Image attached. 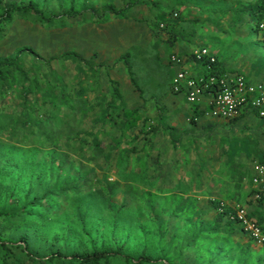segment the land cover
Here are the masks:
<instances>
[{
    "label": "trees",
    "instance_id": "1",
    "mask_svg": "<svg viewBox=\"0 0 264 264\" xmlns=\"http://www.w3.org/2000/svg\"><path fill=\"white\" fill-rule=\"evenodd\" d=\"M44 1L50 2V0L26 2L0 0V37L14 20L25 18L40 24L41 29L45 30L81 24L80 30L74 36V40L81 42L71 45L70 41L69 49L61 51L58 56L52 55L47 58L30 47H18L0 55V143L7 145L8 149L21 152L29 151L30 145L34 143L40 144L39 146L52 145L53 149L45 151L50 159L55 149L68 148L81 153L89 145L101 147L99 154L108 163L120 154L126 158L127 166L132 164L131 157H135L138 161L143 156L148 157L149 135L155 132L157 124L153 123L149 113L144 110L143 101L140 102L142 90L134 81L128 60L129 54L123 52L115 59L98 61L95 51L87 53L86 48L92 40L91 32L95 31L99 24L114 19H128L130 8L141 4L150 7L156 5L155 1L96 0L92 3L85 0H69L62 10L59 8L62 5L61 1H57L56 9L53 7L46 9ZM263 7L264 0H258L253 4L249 17L252 25L264 15ZM45 10L48 12L46 16ZM168 13L172 14L171 9H161L148 19L147 23L156 29L159 24L167 27L174 23L167 18ZM81 29L87 32L83 33ZM173 35V33L169 35L168 44L173 42ZM60 60L75 65L79 74L84 70L83 67L85 68V87L80 85L79 80L73 83L66 81L59 72L55 74L56 80H52V70ZM220 68L221 65L215 58L214 73H223ZM120 79L125 81L127 88L124 89ZM104 88L107 91L102 95L101 91ZM87 90L89 101H86V105H89L88 111H93L95 114L92 117L94 128L90 130L74 128L68 135L62 127L68 122L73 100L84 97ZM133 94L138 99H133ZM84 110L85 108H82L79 117L85 118L83 112L88 111ZM105 125H110L106 128L111 130L109 134L112 137L104 134ZM47 128L51 129V133H44ZM37 163L31 159L32 171ZM16 167V163L9 166L8 161L3 163L4 170L0 167V264H172L169 261L152 260L147 255H143V251L134 258L125 253L124 240L114 239L112 235L109 236L111 239L109 245H105L102 238L95 241L96 236H92L85 228L82 217L77 219L82 233L88 240L87 247H83L81 243L67 246L66 238L63 241L55 234L47 237L31 228L34 220L45 222L43 220L49 215V211H53L52 215H49L51 218L58 216L57 212L60 210L58 201L61 202L65 198L66 192L89 187L96 188V191L104 189L110 194L108 192L110 187L104 184L103 173H100L97 180H92L90 179L92 175L89 176L91 169H87L81 170L85 175L84 182L63 187L64 178H59L56 173L51 183L38 184L37 192L30 195L31 190L28 188L19 196L15 193L14 187L15 180L18 179L14 178ZM6 170L11 171L8 182L4 179ZM36 179H42L41 173L35 175ZM48 179L51 180V177ZM77 179L75 173L70 177L71 181ZM221 203L218 200L209 201L214 214L211 223L205 226L204 220L202 224L197 225L195 235L193 234L195 238L192 235V239L197 240L199 233L207 236L230 234L234 230L235 221L227 217L233 209L230 205ZM220 205L222 209L217 211ZM191 212L196 219L200 218L199 212ZM222 221L224 224L219 225ZM254 221L264 225L263 217ZM193 242L192 240L191 243ZM219 250L220 246H217L213 251ZM207 260L203 261L198 254H194L190 261L184 260L182 264H207Z\"/></svg>",
    "mask_w": 264,
    "mask_h": 264
},
{
    "label": "rangeland",
    "instance_id": "2",
    "mask_svg": "<svg viewBox=\"0 0 264 264\" xmlns=\"http://www.w3.org/2000/svg\"><path fill=\"white\" fill-rule=\"evenodd\" d=\"M14 1L26 2L27 0ZM57 1H61L62 5L59 8L62 10L69 0H50V2L44 1L43 4L46 9L48 7L56 9ZM85 1L96 2V0ZM153 1L156 5L150 7L145 4L136 5L128 12L130 19L134 20L132 22H137L136 24L140 26L141 45L131 47L127 53L129 54L128 60L134 81L139 88L140 86L143 88L140 89L145 98H142L141 101L146 103L145 99L148 97L151 88L149 83L156 80L157 75L165 88L169 84L170 66L167 64L160 65L162 60L159 64V61L155 59V51L160 45V59L168 52H177L173 42L167 43L171 33L174 34L175 40L184 38L185 42H190L194 47L204 46L208 50H212L215 55L227 54L226 59L235 58L236 62L241 63L242 68L244 64H247L244 60L246 58L244 53L249 50L252 57H259L256 64L264 67V55H261L258 51L264 46V41L258 39L252 24L248 21L247 13L243 14V19L237 26H232L231 32L229 30L231 27L227 28V20L221 21L223 14L231 7V0ZM246 1L242 0L241 3ZM161 9H171L172 14L169 15L168 13L167 18L174 23L167 27L162 24L156 29L147 22ZM174 12L176 13L175 16H173ZM47 13V10H45L44 15L46 16ZM99 25L100 27L96 28L102 29L104 23ZM80 27L81 24H73L65 28L50 30L42 28V30L40 24L32 22L30 19L18 18L0 37V55L9 53L18 47H30L44 58L52 55L58 56L61 51L69 49L70 41L71 45H75L78 41V43L81 42V40H74L75 33L80 30ZM81 31L83 33L87 32L83 29ZM228 31L229 34L226 33ZM160 38L161 40H159ZM161 41L164 44H160ZM91 43L93 44L92 40ZM83 69L79 74L75 65L60 60L52 70V80H56L55 74L59 72L63 74L66 81L73 83L79 80L80 85L85 87L84 77L86 74L84 67ZM239 71L243 72L241 69ZM261 82L264 83V80ZM105 89H102V95L107 91ZM88 99L87 90L84 97L73 100L68 122L62 127L64 132H68V135L69 131L74 128L87 130L94 128L92 117L95 114L93 111H88L89 105H86ZM82 108L88 111L83 112L85 118L79 117ZM147 108L145 110L148 112ZM56 111L57 109H55ZM148 113L150 115V112ZM106 127H110V125L104 126V134L112 137L109 134L111 130ZM50 131L51 129L47 128L44 133H51ZM39 145L37 143L30 145L29 151H25V153L16 149H8L7 145L0 143V167L3 169L5 161H8L9 166L14 163L17 164L15 169L17 172L14 173V178H18L17 180L14 179L17 195L21 196L28 188L31 190L30 195L35 191L37 192L40 183H51L56 173H58L59 178H64L63 187L69 184L76 185L86 180L81 170L85 171L87 169H91L89 176L92 175L90 178L92 180H97L100 173H103V182L110 187L108 189L110 194L104 189L96 191V188L91 189L89 187L88 189L83 187L81 190L66 192L64 194L65 198L61 202L58 201L60 210L57 212L58 216L56 218H51L49 215H52L53 211H49V215L43 220L45 222L32 221L31 228L47 237L55 234L63 241L66 238L67 246L81 243L83 247H87L88 240L82 233L80 222L77 219L82 217L85 228L89 230L92 236H96L95 241L102 238L103 243L109 245L111 242L110 235L114 239H123L126 247L125 253L134 258L138 256L140 251H143V255H147L152 260L157 262L169 261L172 264H182L184 260L186 262L190 261L194 254H198L203 261L210 258L206 261L207 264H264V247L253 242L252 246L246 245L244 240H247V237L240 234V230L235 223L233 224L234 230L230 234L205 236L206 234L199 233L200 236L197 237V240L192 239L195 235L196 226L200 222L202 223V220L200 218L196 219L191 211L179 212L174 210V208L184 205L183 202L186 197L151 195L149 190L141 189L147 187L148 180L144 179L142 181L139 174H135L133 171L135 164L134 166L132 164L127 166V160L122 154L108 163L99 154L102 150L101 147H91L89 145L84 152H81L83 154L68 148L55 149L50 155V159L45 151L53 149L52 145ZM31 159L38 162L33 171L31 170ZM43 160L44 163H42ZM136 161L139 163L140 160ZM101 163L106 164L101 165ZM132 163H134L133 160ZM109 168L112 169L108 170ZM10 172V170L4 172L5 182L9 181L7 179ZM37 173H41V180H35ZM74 173L78 179L71 181L70 177ZM48 177H51V180ZM198 199L200 201L206 199V204H209V201L218 200L215 196L198 197ZM212 213L213 211L208 209L202 214L205 226L210 225L214 215ZM228 219L230 218L228 217ZM198 221L200 222L198 223ZM223 224L222 221L219 225ZM192 240L193 243H191ZM217 246H220V250L214 252L213 250ZM235 250L237 251L234 252Z\"/></svg>",
    "mask_w": 264,
    "mask_h": 264
},
{
    "label": "crops",
    "instance_id": "3",
    "mask_svg": "<svg viewBox=\"0 0 264 264\" xmlns=\"http://www.w3.org/2000/svg\"><path fill=\"white\" fill-rule=\"evenodd\" d=\"M257 1L247 0L241 3L242 0H231V7L223 14L221 21L227 20L226 25L227 28L231 27V32L232 26L240 23L244 13H247L248 21L250 20L252 6ZM132 21L134 22L130 18L114 19L105 23L102 29L95 28L91 32L93 44L90 40L86 52L95 51L98 61H108L128 52L131 47L141 45L140 26ZM226 33L229 34V31ZM87 35L89 36L88 33ZM180 39L173 40L177 52H168L160 59V45L155 51V59L159 64L162 60L160 65L170 66V76L165 88L156 73V80L149 83L151 88L145 99L146 103L143 101L144 110L148 106L147 110L157 127L149 135V156L140 158L139 163L135 157L130 158L134 161L132 165L135 164L134 173H138L142 181L147 179L149 182L146 188L141 189L149 190L151 195L186 197L184 205L174 210L197 211L202 222V214L208 209L212 210L210 204H206V199H198L205 196H215L218 201L227 205L239 203L245 206L252 220L264 218V207L255 204L249 184L250 165L253 162L264 164V116L258 117L254 111L241 108L231 118L209 117L204 113L206 99H201L196 106L187 103L182 94L172 93L170 80L177 67L168 63L169 54L182 55L183 67L192 75L200 73V65L190 58L194 46L185 42L184 38ZM160 44L164 43L161 41ZM258 51L264 55V46ZM210 52L213 53L212 50ZM244 54L247 64L243 68L235 58L226 59L227 54L214 55L223 73L234 71L232 73L242 74L251 81H263L264 67L256 64L259 57H252L249 50ZM120 83L124 89L127 88L123 79H120ZM140 88L143 89L141 86ZM142 98L145 97L142 95ZM133 99H138L135 94ZM235 225L240 234L246 235L236 222ZM244 243L252 246L248 237Z\"/></svg>",
    "mask_w": 264,
    "mask_h": 264
},
{
    "label": "built area",
    "instance_id": "4",
    "mask_svg": "<svg viewBox=\"0 0 264 264\" xmlns=\"http://www.w3.org/2000/svg\"><path fill=\"white\" fill-rule=\"evenodd\" d=\"M252 26L258 39L264 41V15ZM190 58L200 65V73L197 75H192L183 67L182 55H168V63L177 67L170 80L172 93L182 94L187 103L196 106L201 99H206L204 113L209 117L231 118L241 108L254 111L258 117L264 116L263 82L251 81L239 73H214L216 57L204 46L194 47ZM250 171L251 197L255 204L264 207V164L253 162ZM230 206L233 211L228 217L240 226L251 242L264 245V225L248 218L245 206L239 203ZM221 209L220 205L218 211Z\"/></svg>",
    "mask_w": 264,
    "mask_h": 264
}]
</instances>
